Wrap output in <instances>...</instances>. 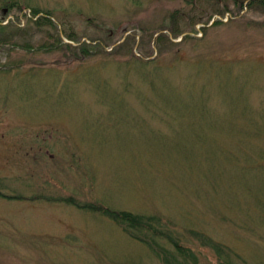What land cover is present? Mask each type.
<instances>
[{
    "label": "rangeland",
    "instance_id": "1",
    "mask_svg": "<svg viewBox=\"0 0 264 264\" xmlns=\"http://www.w3.org/2000/svg\"><path fill=\"white\" fill-rule=\"evenodd\" d=\"M6 1L0 264H264L258 1L17 0L1 18ZM238 3L252 10L210 24ZM27 7L52 23L32 24ZM174 11L181 41L162 33ZM128 28L142 33L115 53L58 44L115 49Z\"/></svg>",
    "mask_w": 264,
    "mask_h": 264
},
{
    "label": "trees",
    "instance_id": "2",
    "mask_svg": "<svg viewBox=\"0 0 264 264\" xmlns=\"http://www.w3.org/2000/svg\"><path fill=\"white\" fill-rule=\"evenodd\" d=\"M254 1H258V2H256L257 5H259L264 10V0H254ZM19 6H20L19 1L7 0L3 8H6L7 12H12V11L16 10ZM217 23H219V22H217ZM5 27H7V26L2 25V23L0 22V43H3L6 40H8V37L10 36V34L7 31H4ZM191 30L196 31L195 29H191ZM174 35H176V33ZM90 49H95V47L83 44L77 48L78 52H80L81 54L91 53ZM117 51L118 50L115 47L114 52H117ZM105 211H106L107 215H109L110 217H112L115 220L119 219V220H123V221H130L132 224H138V222L141 223V221H142L141 218H139V220H138V216H133L132 214H130L128 212H115V211H110V210H105Z\"/></svg>",
    "mask_w": 264,
    "mask_h": 264
}]
</instances>
